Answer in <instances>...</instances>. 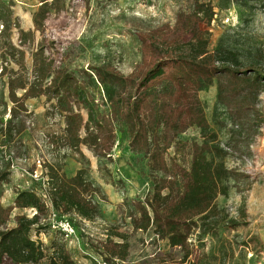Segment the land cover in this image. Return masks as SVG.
<instances>
[{
	"label": "rangeland",
	"instance_id": "obj_1",
	"mask_svg": "<svg viewBox=\"0 0 264 264\" xmlns=\"http://www.w3.org/2000/svg\"><path fill=\"white\" fill-rule=\"evenodd\" d=\"M3 1L12 10V27L3 34L0 20V74L4 65L20 68L19 60L33 79L37 49L56 67L70 49L69 68H84L97 79L96 67H102L127 78L130 92L139 96L143 122V136L135 141L150 150L132 149L134 120L114 118L102 86L92 89L102 115L117 129L115 138L102 131L99 148L102 153L111 148L108 154L98 156L80 145L101 185V192L86 194L100 203L101 217L92 221L74 215L75 234L67 238L57 225L70 217L52 209L51 225L39 234L33 231L48 254L61 242L73 264H122L107 261L103 249L108 224H116L130 243L134 264H180L185 255L193 264H264V0H48L40 26L34 14L42 0ZM196 2H209L215 11L210 23L198 21L207 41V52L199 57L192 47ZM20 30L27 32L25 44ZM10 41L23 57L14 56ZM207 53L212 56L202 58ZM8 104L7 113H0L3 121L10 116ZM71 104L82 115L79 132L85 136L87 110L72 98ZM26 105L31 112L24 133L28 152L12 169L0 197L4 205L13 204L19 189L48 198V175L43 174L52 149L45 141L55 140L67 125L56 98H28ZM90 123L91 130L97 128ZM2 138L0 132V149ZM64 152L63 172L71 178L82 156L78 149ZM162 175L178 182L194 206L193 230L183 246L171 247L153 230L134 231L124 205L126 197L144 200ZM35 213L34 207L13 210V216ZM49 262L47 256L38 264Z\"/></svg>",
	"mask_w": 264,
	"mask_h": 264
},
{
	"label": "trees",
	"instance_id": "obj_2",
	"mask_svg": "<svg viewBox=\"0 0 264 264\" xmlns=\"http://www.w3.org/2000/svg\"><path fill=\"white\" fill-rule=\"evenodd\" d=\"M55 1V0H53ZM231 3H240L242 0H229ZM38 11L34 14L35 23L40 26L45 17V10L49 9V1L42 0ZM53 3H51L52 5ZM11 8L0 0V20L4 23L2 33L9 34L12 27ZM193 14L197 16V25L192 27V47L193 56L199 57L206 50L207 41L201 36L198 26L199 20L210 23L214 18V7L211 3L196 2L193 6ZM203 14V15H202ZM21 43L25 44V31L20 30ZM210 35V32H205ZM14 56L24 51L16 48L9 42ZM222 51L220 46L216 53ZM67 59L54 66L52 60L44 58L42 49H37L33 53L34 73L30 78L25 70V65L19 60H15L20 68H8L3 66L0 74V104L4 106L0 111L6 114L8 102L10 116L6 121L0 119V132L3 136L0 149V197L6 191V184L11 181L12 169L21 157H26L28 146L24 139V133L29 128L30 113L26 105L28 98L45 95L51 101L57 99L60 111H66L65 132L57 135L55 140L45 141L47 149H52L51 158L45 163L43 175H48V198L39 194L34 189H19L16 192L13 204L4 205L0 201V264H38L45 257H49V264H73L70 252L66 249L65 243L55 244L52 254H48L42 240L33 237V231L37 234L44 231L51 225L49 217L53 210L58 212V216H68L71 218L77 215L88 220H98L101 217L100 203L93 198H87L89 192H101V185L93 178L89 170L90 160L80 150L82 143L94 151L98 156L110 153L111 148L102 153L101 146L102 131L108 132L115 138L117 129L108 122L107 118L96 103L95 97L91 96L92 89L102 86L106 102L114 114V118L119 120H134L131 123L133 133L132 149L137 152L144 151L137 144L143 136V122L139 113V96L133 95L129 89L127 78L114 74L102 67H96L98 78H94L88 70L82 68H69L71 50L65 52ZM212 54L207 53L202 58H209ZM24 90L22 95L18 92ZM72 100L81 103L88 113V121L84 124L86 135L82 136L79 130L83 127L82 115L74 111ZM134 98V101L132 100ZM93 122L97 128H92ZM98 130V131H97ZM97 131V132H96ZM116 131V132H115ZM115 132V133H114ZM78 149L82 156V166L71 178H67L63 172V160L67 154L64 149ZM149 154V147L144 151ZM61 153H63L61 155ZM168 188V192L164 190ZM90 189V190H89ZM124 205L132 219L134 231L153 230L159 238H168L171 247L183 246L190 234L193 226L191 219L195 216L194 206L182 193L178 182L168 181L166 176H161L156 181L153 191H149L144 200H135L129 197L124 199ZM34 207L36 213L33 216L17 214L13 216L14 208ZM53 209V210H52ZM15 222L14 224H12ZM107 238L103 249L107 261L121 260L122 264H134L130 254V243L126 235L118 232V225L108 224ZM113 235L122 236L121 241H115ZM180 264H193L188 261V255L181 259Z\"/></svg>",
	"mask_w": 264,
	"mask_h": 264
},
{
	"label": "built area",
	"instance_id": "obj_3",
	"mask_svg": "<svg viewBox=\"0 0 264 264\" xmlns=\"http://www.w3.org/2000/svg\"><path fill=\"white\" fill-rule=\"evenodd\" d=\"M57 225L65 235V237L69 238L72 237L75 234V226L70 222L69 220H61ZM100 264H106L105 262H102Z\"/></svg>",
	"mask_w": 264,
	"mask_h": 264
}]
</instances>
